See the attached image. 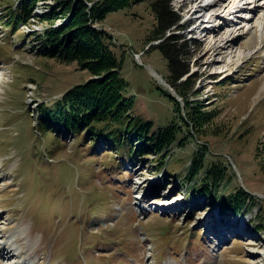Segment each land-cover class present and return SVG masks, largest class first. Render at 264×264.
I'll use <instances>...</instances> for the list:
<instances>
[{
  "label": "rangeland",
  "instance_id": "374dc122",
  "mask_svg": "<svg viewBox=\"0 0 264 264\" xmlns=\"http://www.w3.org/2000/svg\"><path fill=\"white\" fill-rule=\"evenodd\" d=\"M225 1L202 12L205 0L172 3L181 23L189 24L181 34L192 44L196 86L190 101L213 112L196 133H189L164 94L178 95L169 84L168 62L155 48L161 39L152 40L158 21L149 0L92 22L114 33L112 46L128 81L125 94L136 99L133 115L153 122L154 129L172 123L182 128L166 174L157 173L158 157L134 159L129 147L114 143L113 149L89 128L72 134L44 122L42 110L91 74L76 62L40 55V23L35 18L16 29L9 8L20 1L0 0V264H17L21 257L28 264H264V38L251 48L241 38L230 60H214L215 40L209 43L202 29L224 20V32L248 28L245 7L255 4ZM228 4L233 7L217 13ZM55 5L41 1L37 10ZM212 12L216 18L208 24ZM180 100L185 106L184 93ZM199 150L206 152V168L220 164L227 170L224 186L211 198L194 197L192 188L171 177L183 178ZM239 187L253 194L248 211H222V197ZM9 238L22 245L19 254L8 250L15 245Z\"/></svg>",
  "mask_w": 264,
  "mask_h": 264
},
{
  "label": "trees",
  "instance_id": "16d2710c",
  "mask_svg": "<svg viewBox=\"0 0 264 264\" xmlns=\"http://www.w3.org/2000/svg\"><path fill=\"white\" fill-rule=\"evenodd\" d=\"M18 1V8H9L15 11L12 12L14 20L9 17L12 21L10 23L16 29L21 23L31 20L34 10L43 0ZM55 1L54 7H49V11L36 17L38 23L47 25L41 33V41L38 40L43 49L37 52L62 63L76 62L80 69L87 70L91 75L86 82L69 89L52 108L43 109L45 122L53 125L52 127L62 125L63 129L74 133L89 128L91 135L100 134L99 137L108 144L117 143L129 147L131 153L162 156V168L182 128L172 123L168 127L154 129L153 122L133 115L136 99L125 94L128 81L121 75L123 60L112 46V35L92 24L94 21L106 19L112 12L146 0ZM91 1H94L93 5H90ZM149 2L158 21L152 40L161 39L155 48H159L167 60L169 82L181 97L184 93L185 106L169 90H164V94L171 98L175 104V112L182 117L189 130H192L189 133L204 131L205 125L213 118V112L199 109L201 107H195V103L190 101L189 91L196 86V74H190L192 44L191 39H187L180 32L186 27L181 23V14L175 10L173 0ZM120 124H124L123 129ZM114 126L118 128L113 129ZM106 130L109 131L105 133ZM114 135L115 138L112 137ZM187 140L188 136L180 140L179 146L185 145ZM142 146L146 147L145 151L141 150ZM205 153L204 150L197 152L182 183L185 187L192 188L190 193L194 197L206 195L211 198V195H215L224 186L228 175L226 168L220 164L206 168ZM252 198V193L239 187L222 197L220 208L236 215L243 214L248 211Z\"/></svg>",
  "mask_w": 264,
  "mask_h": 264
},
{
  "label": "bare ground",
  "instance_id": "6f19581e",
  "mask_svg": "<svg viewBox=\"0 0 264 264\" xmlns=\"http://www.w3.org/2000/svg\"><path fill=\"white\" fill-rule=\"evenodd\" d=\"M206 2L207 1L205 0V3H203L200 6L198 11H200V12L205 11L208 7L212 6L213 4L214 5H216V4L220 5V2H227V1H225V0H211V1H209V3H206ZM238 2H239V0H233L234 4H237ZM249 2H251V1H249ZM254 2H255V4H252V7L254 5L253 9L251 6H247V7L244 6L246 8V10L245 11L241 10V11H244V13H247L246 17L249 16V18H244L245 20H243V21H249L248 22V24H249L248 28L241 26V27H234L233 29H230V27H229L228 31L224 32L225 27L228 24V21L227 20H224V21L219 20L220 25H218L219 26L218 28H217V25L214 28L206 25V27L204 29H202V32L205 33V36L209 37L208 38L210 40L209 43H212V41L215 40L214 44L211 46V48L214 50V53H215V56L213 58L214 60L224 61L227 58H228V60H230L234 56L233 54H235L237 52V50H236L237 40H240L241 38H243V39L246 38V44L248 45V47L246 46L247 48H251L252 46L256 47L262 41V39L264 38V0H262L263 3H259V0H255ZM234 4H232V5H234ZM227 7H233V6H230V4H228V6L223 5V7H222L223 11H220L221 13L220 12H217V13H220V14L224 13L227 10ZM244 7H242V9H244ZM198 11L194 12L195 15L198 13ZM252 11H254V12H252ZM214 13L215 12H212V15L208 21V24H210V22H212V19L214 17L216 18V14H214ZM248 13H252V14L248 15ZM254 13H256V15H258V18H256V15H254ZM197 18H201V13H200V15L198 14ZM251 21H253V23H251ZM238 31H241V32L243 31L242 35H240V32H238ZM238 52L239 53L237 54V57L240 59V56L242 57L243 52L242 51H238ZM235 63H236V61L233 62V64H235ZM228 66H230V65H228ZM231 68H232V66H231ZM226 73H227V71H226ZM3 78H4V71L0 69V83L3 80ZM7 242L11 243V242H15V240H14V238H9L7 240ZM14 246H13V248H14ZM21 250H22L21 248H18V246H16L17 253H20ZM15 261H13V262H15ZM26 261L27 260H25L23 257H21L20 261L17 264H20V263L21 264H28V263H26ZM170 264H175V263L173 261H171Z\"/></svg>",
  "mask_w": 264,
  "mask_h": 264
}]
</instances>
